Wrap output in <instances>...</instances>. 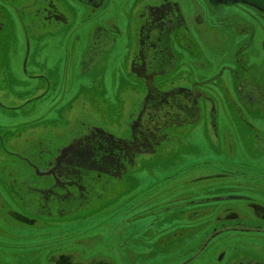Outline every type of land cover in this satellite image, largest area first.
<instances>
[{"label": "flooded vegetation", "instance_id": "af4514ba", "mask_svg": "<svg viewBox=\"0 0 264 264\" xmlns=\"http://www.w3.org/2000/svg\"><path fill=\"white\" fill-rule=\"evenodd\" d=\"M203 1L216 9L221 5L244 3L252 9L255 7L264 17V5L257 0ZM198 16L196 13L190 17L179 0H0V75L5 80L2 86L7 90L15 91L16 87L17 92L30 90L38 94L33 97L38 100L47 94L49 97L63 89L64 73L69 68L75 70L70 72L77 79L76 89L84 90L76 94L73 105L83 109L102 104L108 107L100 84L98 89L103 99L90 90L92 86L86 88L87 84L83 83L96 74L106 77L109 57L114 51H118L121 58V65L116 69L117 91L120 92L118 109L122 106L117 120L127 123V133L120 138L93 124H87L83 131L78 129L68 133L65 144L57 148L58 151L56 149L57 155L44 163L43 175L51 182H42L36 188L37 198L33 205L31 199L23 197L27 206L36 207L35 215L51 217L56 213L61 216L64 209L60 205L64 202L71 205L83 200H100L109 179L115 178L119 182L124 179L137 157L170 156L181 147L190 150L188 141L199 128L204 129L207 138L212 135L218 142L221 136L218 105L212 99L213 95L206 92L208 85L220 82L229 98V102L222 104L230 113L236 114L240 123H249L242 112L252 119L264 121V85L255 80L243 62L238 70L220 69L207 80H200L190 70L181 69L184 50L192 49L190 20L192 26L200 25L202 20ZM245 34L251 38L254 35L250 28ZM62 47L67 50L63 55L60 53ZM6 48L8 53L4 52ZM14 57L21 58L23 76L11 75L12 65L8 61ZM10 79L17 85L11 86ZM127 90L132 93L128 103L125 102ZM5 100L16 104L10 97ZM95 121L97 119L90 123ZM249 127L253 129L252 124ZM180 144L182 146L175 147ZM89 172L105 177L102 182L95 183L101 186L97 194L95 189L98 188L92 183L82 182ZM261 176L253 174L250 180L264 185ZM232 177L230 171L198 177L194 180L206 187L201 196L190 194L191 197L182 201L177 198L152 200L149 208L128 216L122 225H126V221L139 226L140 219L153 215L157 230L148 234L149 229L147 238H156L159 242L160 237L169 232L173 235L169 242L172 244L185 235H193L205 223L234 222L222 228L213 227L197 247L174 264H264V251L239 252L229 248L228 251H213L212 256L211 250L207 249L211 239L222 232L231 231V236L237 239H244L239 238L244 233H264V186L243 189L246 185L230 182ZM93 191L96 196L87 198ZM16 197L19 198L17 194ZM172 214L178 215L179 219L173 220ZM14 216L28 225L36 221L19 214ZM245 222L248 224H242ZM135 229L132 237L137 236ZM130 248L132 250L129 246L117 247V264H137V251L133 249L135 252H132ZM122 249L126 250L127 258ZM55 264L83 263L61 255ZM86 264L112 263L94 261Z\"/></svg>", "mask_w": 264, "mask_h": 264}, {"label": "rangeland", "instance_id": "374dc122", "mask_svg": "<svg viewBox=\"0 0 264 264\" xmlns=\"http://www.w3.org/2000/svg\"><path fill=\"white\" fill-rule=\"evenodd\" d=\"M179 1L190 17L198 13L202 20L197 26H192L190 20L192 49L189 52L184 50L181 69L190 70L200 80H207L220 69L238 70L243 62L245 68L250 69L255 80L263 86V14L244 3L221 5L216 9V6L203 0ZM257 1L264 5V0ZM247 28L253 31L252 38L245 34ZM65 51L67 53L62 47L60 53L63 55ZM4 52L8 53V49ZM179 53L182 52L179 50ZM8 62L12 65L10 69L13 77L23 76L21 58L14 57ZM4 64L7 66L6 62ZM73 70L67 68L64 73L66 79L61 85L62 90H57L56 94L49 97L47 94L39 100L33 98L38 94L30 90L17 92V87L15 91L5 89L2 86L5 80L0 75V264H55L61 255H68L74 262L83 264L94 261L117 264L119 245L132 247V252L137 251V264H174L197 247L213 227L222 228L235 224L229 221H211L205 223L203 228H197L193 235H185L182 240H174L172 244L169 242L173 235H169L172 234L169 232L163 237L159 235V242H156V238H147L148 234L157 230L153 215L140 219L139 226L127 224L126 221V225H122L124 220L129 219L128 216L149 208L153 204L152 200L177 198L182 201L191 195L201 196L206 187L194 179L218 171L232 172L233 180L230 182L245 184L243 189L264 186L263 183L256 184L250 180L253 174L262 175L260 178L264 179V121L252 119L242 112L253 129L248 124L240 123L236 114L232 111L230 113L229 108L222 104L229 102V98L220 82L205 87L218 105L221 135L218 142L212 135L211 139L207 138L204 129L199 128L188 141L190 150L181 147L170 156L137 157L134 165L129 168L132 170L124 179L120 182L115 178L109 179L99 196L100 200H83L71 205L64 202L60 205L64 209L61 216L56 213L51 217L37 216L34 214L35 206H30L31 211L27 210L26 207H30L24 203V198L31 199L30 203L33 205L37 198L36 188L42 182H51L43 175L44 163L57 155L56 149L65 144L68 133L78 129L83 131L87 124L101 126L120 138L128 130L126 122L117 120L122 106L118 109L120 92L117 91L119 81L115 70L104 78L98 74L88 77L86 82L89 85L85 87L92 86L90 90L99 99H103V94L98 89L100 84L105 92L104 97L108 99V107L102 104L85 109L72 103L76 94L84 91L76 89L77 79L70 72ZM10 80L11 86L17 85ZM127 91L126 103L132 99V93ZM6 97L15 100L16 104L7 102ZM17 104H20L18 108ZM70 117L73 118L69 120ZM95 119L97 121L90 123ZM180 146L182 145L175 147ZM102 178L105 177L89 172L83 176L82 182L92 183L98 188L95 189L97 194L101 186L95 183L102 182ZM11 183H14L13 186ZM95 194L93 191L87 198L95 197ZM52 205L53 203L47 208ZM14 214L31 217L36 221L28 225L17 221ZM172 215L173 220L179 219L178 215ZM133 229L137 232L135 237H132ZM149 229L151 231L146 234ZM231 235V231L222 232L211 239L207 249L211 253L228 251L229 248H235L233 250L239 252H251L252 249L264 251V233H244L239 236L244 239ZM121 252L127 258L126 250L122 249Z\"/></svg>", "mask_w": 264, "mask_h": 264}, {"label": "crops", "instance_id": "0c3cea01", "mask_svg": "<svg viewBox=\"0 0 264 264\" xmlns=\"http://www.w3.org/2000/svg\"><path fill=\"white\" fill-rule=\"evenodd\" d=\"M109 58H110V61H108V66H107L108 69L106 71V76H108L113 70H115V72H117L116 69L121 65V58L119 57L118 51H114ZM73 71H75V70H73ZM83 84L89 85L88 82H84ZM102 91L104 92L103 89H102Z\"/></svg>", "mask_w": 264, "mask_h": 264}]
</instances>
